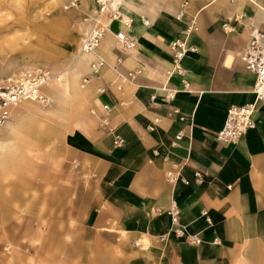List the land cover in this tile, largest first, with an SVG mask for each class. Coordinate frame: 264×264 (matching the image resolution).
<instances>
[{
    "label": "crops",
    "instance_id": "crops-1",
    "mask_svg": "<svg viewBox=\"0 0 264 264\" xmlns=\"http://www.w3.org/2000/svg\"><path fill=\"white\" fill-rule=\"evenodd\" d=\"M133 6L122 9L100 45L108 32L122 30L136 52L114 39L113 53L98 49L93 56L92 64L106 61L91 91L97 88L99 101L111 107L108 129L86 142L70 191L86 200L88 225L126 251L122 264H264V106L254 114L255 128L237 142L218 139L228 109L256 99L255 75L241 51L250 29L264 27V0ZM178 38L197 48L182 57V73L170 47ZM115 135L125 143L115 145ZM174 206L201 244L176 237ZM143 240L148 250H140Z\"/></svg>",
    "mask_w": 264,
    "mask_h": 264
},
{
    "label": "rangeland",
    "instance_id": "rangeland-1",
    "mask_svg": "<svg viewBox=\"0 0 264 264\" xmlns=\"http://www.w3.org/2000/svg\"><path fill=\"white\" fill-rule=\"evenodd\" d=\"M71 1L0 0V81L21 68H44L52 80L74 63L90 10L87 0L76 8L67 7ZM49 82L43 90L53 104ZM99 94L96 88L78 102L66 96L61 114L26 113L15 131L0 128V264H122L126 251L88 225L86 200L70 191L83 147L107 128Z\"/></svg>",
    "mask_w": 264,
    "mask_h": 264
},
{
    "label": "built area",
    "instance_id": "built-area-1",
    "mask_svg": "<svg viewBox=\"0 0 264 264\" xmlns=\"http://www.w3.org/2000/svg\"><path fill=\"white\" fill-rule=\"evenodd\" d=\"M97 12L85 17L86 26L82 33L81 50L83 52L94 53L105 37L109 28H112L116 21L122 18V9L114 10L113 4L116 0H93ZM125 1V0H120ZM81 3L80 0H72L67 7L76 8ZM184 12H180L178 17H183ZM227 26V25H226ZM229 29V26H227ZM191 27L188 28L190 31ZM249 43L241 51V57L249 71L255 75L254 91L256 99L253 103L245 105H233L227 111V118L223 129L218 133V139L224 144L235 143L241 139L249 129L255 128V112L264 106V27H252L249 31ZM117 39L123 47L134 45L133 39L127 35L126 31L116 32ZM173 50L175 69L182 73L180 61L187 54L194 53L197 48L190 44L188 38L174 39L170 43ZM97 54V53H96ZM101 58V57H100ZM106 63L104 59L93 63V72L98 71L100 65ZM51 79L50 71L44 68H21L11 72L0 81V128L4 127L11 117L12 107L16 102L28 99L33 95L41 104L49 105L52 99L44 92V86ZM107 112L111 111L110 105L106 104ZM183 133L177 135V139L182 138ZM115 145H123L125 139L120 135H115ZM199 176V174H198ZM169 180H174L172 170L168 171ZM172 213V230L176 237L186 239L192 245H199L202 239L198 234L187 232L186 225L179 220V212L176 206L170 211ZM163 239V238H162ZM138 245V243H136Z\"/></svg>",
    "mask_w": 264,
    "mask_h": 264
},
{
    "label": "bare ground",
    "instance_id": "bare-ground-1",
    "mask_svg": "<svg viewBox=\"0 0 264 264\" xmlns=\"http://www.w3.org/2000/svg\"><path fill=\"white\" fill-rule=\"evenodd\" d=\"M39 2H42V0H39ZM133 3H135V0H125V1L116 0L112 7L114 10L132 9V7H134ZM87 5L90 10L89 12L92 14H96L97 8L94 1L87 0ZM261 8L264 12V7L262 6ZM127 18L124 17L123 20L126 21ZM114 39L118 41L117 34L116 33L114 34V32L111 31L108 32V36L106 37V42L99 45L97 50L94 51V53L80 51L78 57L75 59L74 63L70 67L62 69L59 74H57L54 78H52V80H50L48 86L52 89V91L54 90L53 94L55 98H57V100H55V103L49 104L50 105L49 107H44L41 106L42 104H40V102L37 99H35L36 97L34 95L28 99L22 98L21 100H19L14 104V106L19 104L21 106L20 109L22 111L16 113L15 115L16 120L10 121L9 119L6 125L8 124L9 128L12 129V131H15L17 123H20L21 121H23V119L26 118L23 117V116H27L26 113L28 114L32 113L33 115L38 114V116L42 118H48V116L55 115L57 113L61 114L63 113L66 96L71 97V100L73 102L85 100L86 97H88L89 94L91 93V89L94 88L95 78L94 75H92L93 56L94 54L99 53L98 49L99 51L100 50L103 51V49L105 50L108 49L111 53H113L114 51L112 50V48H114L115 46ZM78 41L79 38L77 42ZM133 46L123 47L121 44V47L129 49L128 50L129 53L136 52L135 49L137 45L134 47ZM112 64L114 63H111L110 67L111 66L113 67ZM104 67L105 66H103L101 69H103ZM87 76L91 78L87 79ZM124 76L126 78L124 79L127 80L130 84H136L133 80H131V78H129L126 75ZM45 87L46 86H44V88Z\"/></svg>",
    "mask_w": 264,
    "mask_h": 264
}]
</instances>
